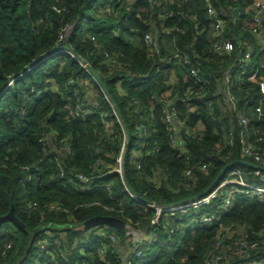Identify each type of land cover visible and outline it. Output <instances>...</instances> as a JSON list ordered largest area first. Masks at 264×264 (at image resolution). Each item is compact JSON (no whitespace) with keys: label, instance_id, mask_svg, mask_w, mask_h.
<instances>
[{"label":"trees","instance_id":"16d2710c","mask_svg":"<svg viewBox=\"0 0 264 264\" xmlns=\"http://www.w3.org/2000/svg\"><path fill=\"white\" fill-rule=\"evenodd\" d=\"M110 2L0 0V216L12 212L19 222L0 221V264H23L37 242L54 240V232L65 235L75 251L79 240L92 241L90 253L79 258L87 264H104L98 240L107 243V233H113L108 257L121 264L116 257L132 253L134 235L124 226L149 225L155 215L143 201L173 204L202 196L231 168H239L246 182L264 186V170L236 163H256L241 154L242 126L236 116L216 99L209 107L182 96L192 86L211 97L215 83L195 84L190 65L172 58L176 51L183 52L200 71L215 74L231 63L209 36V2L233 52L238 46L251 49V67L237 94L248 127L256 130L250 137L264 148V98L258 92V82L264 80L263 3L247 10L255 0H122L114 16ZM73 23L64 34L63 26ZM152 30L160 54L149 55L143 41ZM57 48L73 55H47ZM163 58L168 64L161 67ZM171 72L177 78L174 84L167 82ZM168 103L185 120L180 129L184 151L170 143ZM81 106L91 113L76 115ZM249 113L258 116L253 120ZM198 122L203 125L199 134L187 135L185 127ZM222 131L233 133L231 144H222ZM124 139L120 175L114 167ZM144 142H150L149 154L134 155ZM79 175L89 182L82 183ZM222 192L209 203L185 208L179 217L162 215L157 240L145 247L142 264H202L213 251L224 255L235 245L238 227L246 229L254 246L218 264H263L264 196L236 193L208 225L192 222L196 214H210ZM32 202L34 207L29 206ZM99 216L115 217L124 226L99 223L84 228L85 221Z\"/></svg>","mask_w":264,"mask_h":264},{"label":"built area","instance_id":"2783aa9c","mask_svg":"<svg viewBox=\"0 0 264 264\" xmlns=\"http://www.w3.org/2000/svg\"><path fill=\"white\" fill-rule=\"evenodd\" d=\"M111 1L108 5L109 10L113 12V15L116 16L118 11L114 9L117 4H119L122 0H109ZM209 1V0H207ZM256 15V14H255ZM207 16L209 20V24L211 25V32L210 37L214 40V46L217 50H220L222 54L226 52L227 55L231 57V63L223 70L221 74H215L213 72H202L196 66H194L189 59L188 54L183 52L176 51L172 58H176L180 64L183 65H190L189 73L191 81L198 85H207L209 82H214L216 85V89L214 90L211 97L202 96V92L199 90H195L192 86L188 89H185L182 92V96L190 99L195 97L199 100V102L208 105L211 107L215 101L219 104H224L226 111L228 113H233L238 119V123L242 126L239 136L241 139V154L246 157H251L258 165L264 167V148L256 144L254 140L251 139L250 135L252 132L256 131L248 127V118L246 113H242L240 110L241 101L237 94L238 90H240V86L243 82L244 74L248 73L249 68L251 67V57L252 52L250 48H245L244 46H238V48L233 52L234 47L230 40H224L222 36V20L218 16L216 10L209 4L207 8ZM254 20H258V16L253 17ZM73 24H68L67 26H63L62 31L64 34H69L73 28ZM175 30H179V27H174ZM106 30V29H105ZM253 32L257 31V28H252ZM94 39V37H91ZM143 41L148 45L151 54H160V49L156 44L155 32L152 30L151 32H147L144 34ZM264 45V40H263ZM264 50V46L262 48ZM66 52L72 55V52L66 48H57L55 51L50 52L47 55L53 54L55 52ZM163 62L160 64L161 67H164L168 64L167 59L163 58ZM82 60H79L81 63ZM84 65V63H83ZM93 74L90 73L91 78L98 83L99 80L97 77L92 76ZM174 81L177 82L176 76L173 75L171 72L167 82L174 84ZM11 80L7 83L9 85ZM174 89V86L171 87ZM176 91V90H175ZM205 92V91H204ZM258 92L260 95V99L264 98V80H260L258 82ZM178 96V95H176ZM177 98V97H175ZM179 98V97H178ZM181 99V98H179ZM252 102V101H250ZM244 105L248 104V101H244ZM167 105L170 106V112L167 110ZM166 108L165 114V121L168 124L171 133H170V143L173 147L179 148L181 151L185 150V143L180 133V129L182 124L185 123V120L180 119L176 115V111L174 110V106L172 103H168ZM247 111V110H246ZM76 115L80 117H84L91 113V109L89 107L81 106L75 112ZM250 114V113H249ZM259 114V113H258ZM251 119H256L257 114H250ZM199 127V128H198ZM203 129V125L198 122L194 127L188 128L185 127V132L187 135L197 136L199 132ZM222 144L224 146L231 144L233 133L231 131H222ZM126 139H124V143L121 147V152L116 160V165L114 167V172L119 173L122 175V152L124 151V144ZM150 142H144L141 148H138L133 153L134 155L142 154H149L150 149L148 146ZM68 145L65 147L66 150L68 149ZM145 147V149H143ZM213 150L219 152L221 147H215ZM123 155V154H122ZM140 163V161H139ZM118 167L119 170H116ZM188 173V172H187ZM79 179L82 183H88L89 178L84 175H79ZM90 184H86L89 186ZM223 190L221 193V202L211 211L210 214L201 213L199 216L196 214L192 218V222H196L198 227L206 226L211 221L214 220L215 216L218 214L220 209L224 207H228L231 204L232 198H234V194L241 193L246 195H257V196H264V186L251 184L245 181L243 174L239 168H231L227 171L226 177L220 181L213 189H211L208 193L202 196L192 197L187 201L184 202H177L173 204H157L155 202H146L140 199L137 196H133V198L137 200L143 201L147 207L153 209L155 211V215L150 219L149 225L144 224L141 226H133V225H126L124 226L126 233H132V253L126 254L124 257L121 255H117L116 258L121 259L124 264H142L143 263V256L145 253V247L150 245L151 243L157 240V228L160 226V217L165 214H172L177 215L180 214L182 211L184 212L185 208L198 206L201 204L209 203L211 198H215L219 192ZM29 206H35V202L29 204ZM71 226H73L71 224ZM73 226L76 229H79L80 226ZM236 230L241 232L240 236H238L237 241H233L235 245H230L227 247L226 250L229 249L231 253L228 254L224 251V255L221 254L218 250L213 251L210 258L203 260L202 264H218L219 261L224 262L228 259V255L235 254L237 252L241 253L243 251H247L250 247L254 246V242L249 241V234H247L246 229L243 227H238ZM174 231V226H169V232L172 233ZM227 232V231H226ZM229 234V232H228ZM53 235L59 236L54 232ZM113 233H107L106 237L108 239L107 243H104L103 239H99L98 242L102 243L101 252L105 256L104 264H116L114 261L108 257V250H112V246H114V237ZM47 237V234H46ZM59 240L56 243V239L49 241L46 238L37 242V247L33 251H31L26 261L23 264H87L85 261H80L79 258L84 253H90L91 243L92 241L82 242L79 240V244L81 245L76 251L73 249V243L69 244L68 240L66 239L65 235L61 234L57 237ZM221 243V242H220ZM219 243V244H220ZM216 247H218V245ZM10 244L7 243L6 247H9ZM264 264V260L262 262ZM249 264H255V262H251Z\"/></svg>","mask_w":264,"mask_h":264},{"label":"water","instance_id":"95a60500","mask_svg":"<svg viewBox=\"0 0 264 264\" xmlns=\"http://www.w3.org/2000/svg\"><path fill=\"white\" fill-rule=\"evenodd\" d=\"M82 62L84 63V61L82 60ZM7 87V86H5ZM167 110L170 112V106L167 105ZM237 164H244V165H247V166H250V167H253L255 169H258V170H264V167L256 164V163H253V162H250V161H247V160H244V159H240L236 162ZM226 170V167H224L221 171V173L219 174V176L217 177V179L222 175V173ZM216 179V180H217ZM215 180V181H216ZM214 181V182H215ZM213 182V183H214ZM3 220H10L11 222L15 223V224H19L18 220L13 216L12 212H9L8 214L4 215V216H0V221H3ZM99 223H107L109 225H112V226H115L116 228L118 229H121L123 227V222L122 220L120 219H117L115 217H112V216H99V217H95V218H91L87 221L84 222V228H87L91 225H94V224H99Z\"/></svg>","mask_w":264,"mask_h":264},{"label":"crops","instance_id":"0c3cea01","mask_svg":"<svg viewBox=\"0 0 264 264\" xmlns=\"http://www.w3.org/2000/svg\"><path fill=\"white\" fill-rule=\"evenodd\" d=\"M262 3H263V5H264V0H255V2H253V4H252L250 7H247V10H248V8L253 9L252 6H253V7H256V5H260V6H261ZM251 9H250V10H251ZM257 9H258V8H257Z\"/></svg>","mask_w":264,"mask_h":264},{"label":"rangeland","instance_id":"374dc122","mask_svg":"<svg viewBox=\"0 0 264 264\" xmlns=\"http://www.w3.org/2000/svg\"><path fill=\"white\" fill-rule=\"evenodd\" d=\"M73 55V54H72ZM81 64H83V62L81 61ZM92 76H94V75H92ZM199 128V127H198ZM124 152V151H123ZM123 152H122V154H123ZM122 154L120 155V157L122 156ZM116 170H119L118 169V167H116ZM179 215V214H178ZM60 231H62V229H59L58 230V233L60 232ZM56 234H57V232H55ZM52 237H54V239H56V243L58 242V238L55 236V235H52Z\"/></svg>","mask_w":264,"mask_h":264}]
</instances>
